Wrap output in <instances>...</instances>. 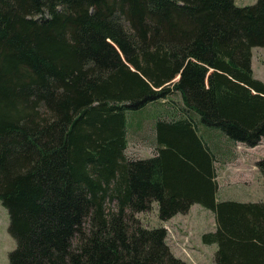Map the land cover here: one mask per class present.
Wrapping results in <instances>:
<instances>
[{
	"label": "trees",
	"instance_id": "obj_1",
	"mask_svg": "<svg viewBox=\"0 0 264 264\" xmlns=\"http://www.w3.org/2000/svg\"><path fill=\"white\" fill-rule=\"evenodd\" d=\"M236 1L0 0L11 264H187L136 217L155 203L162 223L211 211L216 264H264V200L221 201L217 181L222 146L264 140V0ZM175 93L188 114L154 124L153 158H127L130 114Z\"/></svg>",
	"mask_w": 264,
	"mask_h": 264
},
{
	"label": "rangeland",
	"instance_id": "obj_2",
	"mask_svg": "<svg viewBox=\"0 0 264 264\" xmlns=\"http://www.w3.org/2000/svg\"><path fill=\"white\" fill-rule=\"evenodd\" d=\"M258 0H237L240 7L255 5ZM252 67L254 76L264 82V48H254ZM150 105L149 109L131 113L130 120L141 117L138 128L131 126L129 145L125 156L130 160H146L155 156L154 131L155 123L162 119H172L187 115L183 99L179 94H173L168 99ZM161 112L163 116L155 117ZM143 116V117H142ZM225 139L221 131L215 130ZM229 156L216 163L217 181L221 192L219 199L247 202L251 200H264V178L258 168V163L264 159V140L256 147H249L242 143L235 145L225 144L221 147ZM225 153V151H224ZM111 205V206H110ZM108 205V209L115 208V202ZM193 207V206H192ZM191 207L186 214H177L169 221L161 222L157 203L153 210L139 213L136 217L146 228H157L163 224L168 230L167 242L173 254L187 264H216V246H208L202 242V236L216 230L214 214L201 206ZM216 225V226H215ZM10 216L0 201V264H11L9 255L16 249L17 243L9 233Z\"/></svg>",
	"mask_w": 264,
	"mask_h": 264
},
{
	"label": "crops",
	"instance_id": "obj_3",
	"mask_svg": "<svg viewBox=\"0 0 264 264\" xmlns=\"http://www.w3.org/2000/svg\"><path fill=\"white\" fill-rule=\"evenodd\" d=\"M219 184H220V182H219ZM219 190H221V186H220V189H219ZM220 192H221V191H220ZM257 201H258V200H251V201H250V200L248 199L247 202H257ZM259 201H260V200H259ZM194 206H196V205H193V207H194ZM197 206H200V205H197ZM193 207H192V208H193ZM215 226H216V225H215ZM216 250H217V246H216ZM216 250H215V251H216Z\"/></svg>",
	"mask_w": 264,
	"mask_h": 264
}]
</instances>
